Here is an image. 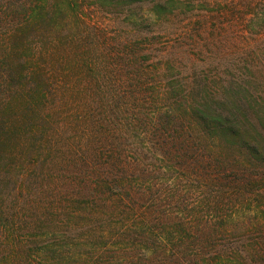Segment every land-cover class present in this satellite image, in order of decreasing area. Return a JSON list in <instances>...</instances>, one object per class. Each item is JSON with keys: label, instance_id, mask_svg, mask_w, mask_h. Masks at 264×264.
<instances>
[{"label": "rangeland", "instance_id": "rangeland-1", "mask_svg": "<svg viewBox=\"0 0 264 264\" xmlns=\"http://www.w3.org/2000/svg\"><path fill=\"white\" fill-rule=\"evenodd\" d=\"M206 103L264 146V0H0V264H264Z\"/></svg>", "mask_w": 264, "mask_h": 264}, {"label": "trees", "instance_id": "trees-1", "mask_svg": "<svg viewBox=\"0 0 264 264\" xmlns=\"http://www.w3.org/2000/svg\"><path fill=\"white\" fill-rule=\"evenodd\" d=\"M164 6L165 4H161V8H164ZM206 105L208 106V103L201 108L197 105H190L185 112L191 114L192 122L202 125V128L206 131L205 133H209L210 136L221 141L220 147L223 151L227 148L241 151L240 149L245 147V153L250 152L248 158H246L247 161L261 160L264 162V146L258 139H254V136L249 135L250 128L248 126H243L240 122H230L232 112L207 115ZM233 116L236 117L234 114Z\"/></svg>", "mask_w": 264, "mask_h": 264}]
</instances>
